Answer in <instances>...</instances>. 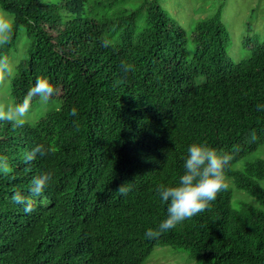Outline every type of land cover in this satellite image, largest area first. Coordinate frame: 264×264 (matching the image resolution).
Wrapping results in <instances>:
<instances>
[{
	"label": "trees",
	"instance_id": "16d2710c",
	"mask_svg": "<svg viewBox=\"0 0 264 264\" xmlns=\"http://www.w3.org/2000/svg\"><path fill=\"white\" fill-rule=\"evenodd\" d=\"M125 1L0 0L13 16L0 56L22 30L29 41L14 108L58 105L34 123L0 112V264H144L157 247L197 264H264V211L234 198L264 205V160H248L264 147V40L248 34L237 63L221 8L188 34L161 0ZM193 142L232 156L227 188L149 239L167 215L156 190L178 180Z\"/></svg>",
	"mask_w": 264,
	"mask_h": 264
},
{
	"label": "rangeland",
	"instance_id": "374dc122",
	"mask_svg": "<svg viewBox=\"0 0 264 264\" xmlns=\"http://www.w3.org/2000/svg\"><path fill=\"white\" fill-rule=\"evenodd\" d=\"M55 3L59 0H44ZM145 0H126L124 6L134 9ZM170 17L174 18L190 34L197 22L216 16L221 8L222 22L227 27L230 36L229 55L235 62L249 57V53L242 48L244 39L249 34L264 40V0H161ZM13 16L5 13L0 7V43L5 39ZM29 46L25 30H22L16 47L11 52L8 62L0 56V112L10 115L16 121L36 122L48 112L58 108L57 104L48 105L40 102L34 108L23 110V115L17 117L13 106L10 83L16 73V67L24 57ZM263 159L264 147L254 153L248 160ZM237 165L236 168H239ZM264 187V181L261 183ZM235 199H244L264 211V205L255 202L250 196L235 191ZM144 264H197L189 254L177 252L171 247H157Z\"/></svg>",
	"mask_w": 264,
	"mask_h": 264
},
{
	"label": "clouds",
	"instance_id": "9594fccd",
	"mask_svg": "<svg viewBox=\"0 0 264 264\" xmlns=\"http://www.w3.org/2000/svg\"><path fill=\"white\" fill-rule=\"evenodd\" d=\"M125 70L130 69L125 66ZM45 87L50 94L51 88ZM37 91H41L39 83ZM16 114L17 117L22 116L23 110L17 108ZM12 118L8 117V119ZM37 153L43 154L42 149H34L28 159H33ZM231 160L232 156L228 153H218L203 142L189 144L187 155L183 159V173L179 175L178 180L172 186L161 185L156 190L160 202L166 205L167 215L160 220L155 229L148 228L144 235L152 239L204 212L210 203L216 200L217 194L227 188V184L223 182L224 172ZM51 180L52 175L48 173L35 178L29 188L31 196L38 197ZM126 192L127 189L121 187L120 193L124 195ZM32 210L30 206L25 208L28 212ZM89 222L92 228L95 227L91 220ZM79 252L80 255L85 256L84 250L80 247Z\"/></svg>",
	"mask_w": 264,
	"mask_h": 264
}]
</instances>
